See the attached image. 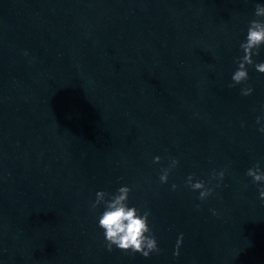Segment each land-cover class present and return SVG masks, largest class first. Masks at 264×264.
Wrapping results in <instances>:
<instances>
[{
    "label": "clouds",
    "instance_id": "9594fccd",
    "mask_svg": "<svg viewBox=\"0 0 264 264\" xmlns=\"http://www.w3.org/2000/svg\"><path fill=\"white\" fill-rule=\"evenodd\" d=\"M255 19L249 22L246 40L240 44L243 55L236 59L238 64L237 70L231 77L232 83L228 86L234 88L236 85L243 84L240 89L242 96H250L254 92V88L246 82L249 80L248 67L253 66L256 71L264 74V61L256 63L253 57L260 55V50L264 46V5L257 3L254 10ZM264 116L256 117V123L260 125L257 129L264 134ZM243 126V124H242ZM160 156L154 157L153 163H159ZM180 161L171 158L167 167L161 169L159 180L161 184H167L170 173L179 165ZM227 168L220 171H213L212 180H216L215 187H219L225 178ZM246 175L252 178V182L257 184L259 198L264 201V169L261 162L257 161L250 167ZM185 183L193 191H198V199L205 201L210 197L214 188L209 187L204 181L196 180L194 182V174H190ZM173 191L177 189L176 184H172ZM132 188L130 186H121L115 193L106 191H97L95 200L90 203L91 210H96L103 205L104 210L98 218V227L103 230L105 247L108 252H112L114 247L122 252L131 254L139 253L145 258L150 257L153 253L159 254L161 249L158 246L157 238L149 225L150 209H138L135 206H129V197ZM199 208V205H197ZM213 215L216 211L212 210ZM184 234L180 233L177 238L174 256L180 255V247L183 243Z\"/></svg>",
    "mask_w": 264,
    "mask_h": 264
}]
</instances>
